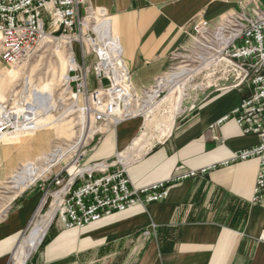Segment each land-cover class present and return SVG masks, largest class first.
Returning <instances> with one entry per match:
<instances>
[{
    "label": "crops",
    "instance_id": "0c3cea01",
    "mask_svg": "<svg viewBox=\"0 0 264 264\" xmlns=\"http://www.w3.org/2000/svg\"><path fill=\"white\" fill-rule=\"evenodd\" d=\"M90 1L110 19L138 92L165 73L171 54L189 46L194 20L218 24L233 12L254 15L264 8V0ZM179 93L180 89L170 91L164 97L170 95L175 110L180 108L175 120L172 108L165 113L173 116L170 122L165 120L166 135L145 145L129 161L127 175L134 187L218 164L233 151L257 144L258 137L243 134L231 114L248 93L244 87L207 90L195 97L194 106L188 100L177 106ZM140 119L123 121L112 129V151L95 155L90 162L112 158L128 148L140 130ZM12 154L13 147L0 144V187L13 173ZM258 165L257 158L217 165L205 174L172 183L160 201L135 204L84 227L52 223L35 264H93L124 247L135 256L133 264H264V203L252 201ZM41 197L39 190L20 193L0 208V264H7L39 210Z\"/></svg>",
    "mask_w": 264,
    "mask_h": 264
},
{
    "label": "built area",
    "instance_id": "2783aa9c",
    "mask_svg": "<svg viewBox=\"0 0 264 264\" xmlns=\"http://www.w3.org/2000/svg\"><path fill=\"white\" fill-rule=\"evenodd\" d=\"M91 8L86 0H0V62L6 66L21 63L46 35L54 38V33L59 32L68 43L73 39L80 46L81 61L71 51L73 62L67 71V90L72 96L83 98L81 111L92 122L108 126L106 130L136 117L146 119L162 103L165 93L179 89L183 93L192 72L204 73L205 82L197 85L198 97L211 89L244 87L247 90L231 114L242 133L255 134L258 141L250 148L233 151L218 164L172 174L139 187L131 185L127 175L129 163L119 159V152L112 158L88 164L80 163L81 152L75 153L69 163L38 184L41 200L45 202L50 195L49 206L56 208L51 222L66 228L84 227L135 204L160 201L167 196L169 185L180 179L205 174L217 165L252 158L259 162L252 201L264 203V8L254 15L233 12L218 24L204 18L194 20L188 33L189 46L171 54L165 73L142 92L132 86L131 74L121 57L118 35H106L92 27L86 33L82 30ZM76 33L78 37L70 38ZM86 45L94 55L91 66L85 65ZM220 81L228 82V86L219 85ZM0 107V140L29 129L32 120L27 104L2 102ZM50 187L57 188L49 192Z\"/></svg>",
    "mask_w": 264,
    "mask_h": 264
},
{
    "label": "rangeland",
    "instance_id": "374dc122",
    "mask_svg": "<svg viewBox=\"0 0 264 264\" xmlns=\"http://www.w3.org/2000/svg\"><path fill=\"white\" fill-rule=\"evenodd\" d=\"M86 1L92 6L91 12H94V14L90 12L88 14L89 16L85 17V26L82 27L84 33L90 31L91 27L94 28L98 22V19H100L101 17H106L103 13H99L98 8L95 7L90 0ZM82 15H85L83 11ZM96 15L99 17H97ZM107 19L109 18L107 17ZM60 35L61 34L59 32H56L54 33V38H50L49 36L48 39H46L45 36L37 45L36 50L21 63L13 64V66H6L2 62H0V72L11 74V79L2 77L0 75V96L2 100L0 101V104L2 102H6V104L8 105H13L15 102L19 101L20 103H25L28 105V110L31 113V120L33 118L40 117L35 116L40 113L39 110L32 112L31 98L29 95L30 91L28 93H25L22 90L24 77L28 74L31 76L33 85L37 86L38 88H47L49 100H51L53 103V107L49 111V115L46 118V120H50L51 123L47 128H44L43 130H36L30 136L28 135L23 137L18 134L20 132L19 130L15 134L11 135L14 137V141L6 139L10 135H6L3 139L0 140V144L13 147V154L11 155V159H13V165L15 166L12 172H16V170L22 167L23 163L30 160L34 161L35 165L42 167V165H45L44 161L46 159V156H49L54 150L60 147L68 148V151H66L62 155V157L50 168V170L43 173L39 178L31 183V185L21 190L18 194L31 193L38 190L41 192L38 184L46 176L60 170L61 167L69 163L75 153L81 152L82 156L80 163L88 164L90 163L89 159L91 157L112 151V129L106 132V128L108 126L92 122V120L89 119V117L85 115L83 111H81V108L84 106L83 98L79 95L77 97L72 96L71 92L67 90V72L63 78L62 75H60L61 61L67 62L66 59L69 54L72 57L71 51L74 52L76 59L81 61L80 46L78 45V43L73 39L71 40V43H68V40L66 38H61ZM71 37H78V33L71 34L70 38ZM85 52V65L91 66L94 61V55L88 45H86ZM203 75L204 73L192 72V76L189 80H187V85H185V89L183 90V93H187V95H183V93H181L179 98L180 103L182 102V100H188L189 105H191V100L193 99V97L197 96L200 93L197 85L200 82H205L204 80H202V78H204ZM206 79L208 81L209 78ZM89 81L92 82V79L90 78ZM49 82H52V84L49 85ZM90 84L93 85L92 83ZM176 92L178 91L176 90ZM165 95H167V93H165ZM185 102L186 101H183V103L179 104V102L177 101V106H182V104H185ZM171 108L175 112L176 102L173 98L171 99V96L169 95L167 96V99H163L162 103H160L158 107L154 108L148 114L146 119H140V130L130 144V146L136 148V151H134L133 153L134 156H131V159L140 155L145 149V145L161 140L163 136L166 135L163 134L164 128L167 126L165 120L167 118L168 123L171 121L173 116L167 117L165 113L168 111V109ZM179 110L180 108L178 107L176 112L178 113ZM177 113L174 114V120L177 118ZM82 114L87 116L88 119H82ZM44 117L45 116H41L40 120H42ZM83 126L85 127V130H87V127L90 128L89 137L80 142V144H78V146H76V148H74L73 150L70 147L73 146L74 143L79 139L80 132ZM30 131H32V129L24 132L30 133ZM143 131H146L147 135L144 136V139H142L139 144H134V140L144 134ZM139 147H141V149ZM131 150L132 149H130V153ZM10 175L0 187V208H2L4 202L9 201L8 203H10L14 199L13 198L9 200L8 197V195L10 196L11 194V182L9 179ZM55 188L57 187H50L49 192H53ZM50 202V195L47 196L45 202L44 200H40L38 207L39 210L36 212L35 216H33L31 222L29 223L30 225L21 236L20 241L24 236H26V234H28L29 230L37 220L46 218L45 214L49 210L48 208ZM52 223H56V221L51 222L49 220L45 232L42 236L41 242L30 252L31 254L23 264H35L37 251L44 243L47 229ZM18 245L12 252V255L9 258L7 264H14V252L16 251ZM130 252L131 251L129 247L117 249V252L114 255H110L107 257V259L104 260H95L93 264H133L135 256H133Z\"/></svg>",
    "mask_w": 264,
    "mask_h": 264
},
{
    "label": "bare ground",
    "instance_id": "6f19581e",
    "mask_svg": "<svg viewBox=\"0 0 264 264\" xmlns=\"http://www.w3.org/2000/svg\"><path fill=\"white\" fill-rule=\"evenodd\" d=\"M109 21L110 20L107 19V17H101L100 19H98V22L93 28V30H96L98 32H106V35H112V30L110 29ZM48 37L49 35H46V39H48ZM66 60L67 62L61 61L60 75H62V78L65 76L67 70L69 69V66L72 64L73 60L70 54ZM186 72H188L187 74L190 73L187 70ZM0 73L2 77H7L11 79L10 73H5V72L4 73L0 72ZM66 79L68 82L69 80L68 76ZM48 84L51 85L52 82H49ZM22 90L25 93H28L30 91L29 95L31 98L32 112L36 110H39L40 112L39 114L35 112L37 114L35 116H40V117L45 116L42 120H40V117L33 118L32 120L34 121L30 122L28 125L29 126L28 130L32 129V131H30V133H26L24 131H20L18 133L20 134V136L23 137V136H28V135L30 136L36 130H43L44 128H47L51 124L50 120L48 121L46 120V118L49 115V111L53 107V103L51 100H49L47 88L46 87L38 88L37 86L33 85V81L29 74L25 75L24 77ZM179 98H180V93L177 97V101L180 103ZM0 101H2L1 96H0ZM82 115H83L82 119H88L87 116H85L84 114ZM52 123H55V122H52ZM143 132H144L143 135H141L140 137L134 140L133 142L134 144H139V142H141V140L144 139V136L147 135V132L146 131H143ZM89 133H90V128L87 127V130H85V127L83 126L80 132L79 139L70 148L74 150V148H76V146H78L80 142L84 141L87 137H89ZM6 139L10 141L15 140L14 137L11 135L8 136ZM130 149L133 150V146H129L125 150L119 151V159L121 161L126 162V163H129V161H131ZM66 151H68V148H61V147L57 148L49 156H46V159L44 161L45 165L44 166L42 165V167L35 165L34 161L32 160L23 163L22 167L16 170V172H14L9 178L11 182V185H10L11 194L10 196L8 195L9 200L15 198L21 190L31 185V183H33L43 173L50 170V168L62 157V155ZM48 209L49 210L45 214L46 218L37 220L32 226V228L29 230L28 234H26V236H24L22 240L19 242V245L16 251L14 252L15 254L14 264H23L25 260L29 257V255L31 254L30 252L41 242L42 236L45 232L48 222L49 220L50 221L52 220L53 215L56 210V208H54L52 204L51 206H49Z\"/></svg>",
    "mask_w": 264,
    "mask_h": 264
}]
</instances>
